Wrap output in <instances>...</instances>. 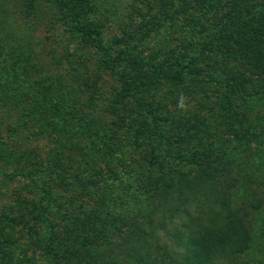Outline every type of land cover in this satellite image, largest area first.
<instances>
[{"label":"trees","instance_id":"1","mask_svg":"<svg viewBox=\"0 0 264 264\" xmlns=\"http://www.w3.org/2000/svg\"><path fill=\"white\" fill-rule=\"evenodd\" d=\"M17 2L35 19L41 6L59 14L48 30L66 22L86 55L58 40L62 53L43 62L31 43L14 47L0 35V50L21 56V77L34 83L14 93L0 74V106L27 105L23 124L48 144L15 152L0 142V163L25 182L0 208V264H205L208 253L228 264L252 246L250 208L260 251L264 0H132L110 51L96 0ZM72 56L76 90L96 94L102 72L117 77L111 101L96 108L107 122L63 101L69 83L41 75ZM19 126L8 129L15 143ZM224 186L250 194L249 205L229 208ZM218 200L231 214L216 211Z\"/></svg>","mask_w":264,"mask_h":264},{"label":"rangeland","instance_id":"2","mask_svg":"<svg viewBox=\"0 0 264 264\" xmlns=\"http://www.w3.org/2000/svg\"><path fill=\"white\" fill-rule=\"evenodd\" d=\"M99 2V5L102 10L105 11L104 16L98 15L96 17L97 21L99 23H103L105 27V33L103 34L102 43L104 47H106L109 50L110 47H114V40L116 37L120 36V28L118 27L119 24L124 23L127 21V14L129 11V5L131 4L132 0H96ZM39 12V19H35L33 17V14L25 15V9L20 5V3L17 2V0H0V26L2 29H0V35H4V37L7 39L4 43L7 45H11L16 47L17 45H23L27 46L29 43L34 46V55L38 58L43 59L45 57L50 56V53H54L55 55H60L62 53L61 44L58 45V40H63L62 44L68 46L69 52L72 53L73 49H75L74 54H82L86 55L85 52H81L80 50L76 49L75 46V38L73 37L70 26L67 24H64L66 22H61L56 28L53 30H48L50 28L49 24L52 23L54 20L59 19L60 15L57 14L55 11H47L42 6L38 9ZM2 19V20H1ZM61 19H59L60 21ZM41 21V22H40ZM106 21V22H105ZM5 27V28H4ZM63 28V29H62ZM5 29V30H4ZM61 30H64L63 32ZM51 32V33H50ZM62 32V33H61ZM6 33L7 35H5ZM61 33V34H60ZM3 43V42H2ZM44 45V47H42ZM24 47V48H25ZM7 47H3L0 50V74H3L5 77H9L8 82L6 84H3L4 88L6 89H14V93L17 89L20 90H28L29 88L34 86V83L31 82V85L25 84L27 80L23 79L21 77L20 69L18 67V61L21 58L18 54H14V52H10V50H7ZM14 50V49H13ZM73 54V56H74ZM94 56L91 57L89 68H88V75L89 83L91 84L92 81V73L95 72V69H97V59L98 56L93 54ZM72 56V58H73ZM43 58V59H42ZM68 58V57H67ZM71 58V57H70ZM47 59V58H46ZM44 59V60H46ZM70 63H67L66 61H63V64L61 65V68H57L54 66L46 65L44 64V71L41 73V75L45 78L49 76L50 79H53L57 81L58 83L67 82L69 83L68 86L65 84L62 85L61 93L62 97L64 98V102L68 104L69 106H75L79 107L81 109V112L87 114V112L95 111L96 108H100L103 106V104L109 103L111 101V97L114 96L116 93V86L117 85V77L114 75L109 74L108 72H102V80L103 85L97 84V86L100 89L99 93L91 94L88 90L82 88V91L76 90V86L71 82H69V73L71 71V67L74 65V58L72 59ZM44 62V61H43ZM70 65V66H69ZM21 70V69H20ZM11 75L14 76L12 79ZM87 78V76H84ZM32 78L37 79L38 76L34 75ZM43 78V79H44ZM34 79V80H35ZM33 81V80H31ZM80 83V81H79ZM1 85V84H0ZM58 96L57 93H52V96ZM7 105L12 104L8 100L4 101ZM29 105V104H28ZM11 109L6 110L7 108H4L0 106V142L5 143L6 147L9 149H12L15 152H21L27 148L34 147L36 145L39 146V148H44L45 146H48L47 140H38L33 134V137H30L32 129H26V125L23 124V122L26 120L29 121V118L23 114V111L26 107H14L16 105H11ZM30 106V105H29ZM98 112V113H97ZM96 116L92 117L94 119L98 118V122H107L109 119V116L104 115L103 113L99 112V110L96 109ZM20 125V126H19ZM19 126L21 127L19 130L21 131L19 133V136L16 138V143L12 141L10 137H13L14 134L8 130L10 127ZM28 128V127H27ZM36 133V129L33 130ZM36 139V140H35ZM234 144V143H232ZM1 169L2 172H1ZM14 168L12 167H3L0 163V172L3 174H0V208L2 205L10 202V194L13 189L16 187H20L21 184H24L25 182L19 183L17 178L14 176H10L13 174ZM8 175V177L6 176ZM223 193L225 194V197L228 199V207L232 209V206L240 207L241 204L246 202L245 205H249L251 201V197L249 194V197L242 193L241 189L237 190L233 186L225 187L224 186ZM221 206V200L217 201V204L215 205V209L217 212L223 211V214L230 213L228 207L222 206V210L220 209ZM228 210V212H227ZM249 215L252 216L248 219V216L243 218L244 226L246 229L251 228V234H252V246L250 249H247V251L244 254L236 255L235 257H231V261H229L228 264H248L250 262H258L259 264H264V247L260 248V251L256 250V244L258 239V232L256 229H258L256 220L257 215L255 212H252L250 208ZM186 219L182 217V222ZM212 228V226H211ZM213 229V228H212ZM211 229V230H212ZM216 230L218 228L216 227ZM211 232V231H210ZM254 232V233H253ZM259 242V241H258ZM209 249V248H208ZM206 252V251H205ZM208 253V250L206 254ZM209 256V257H208ZM208 256H204L205 258V264H224L221 257L215 258L214 260H210L212 257L211 253H208ZM179 260V259H178Z\"/></svg>","mask_w":264,"mask_h":264},{"label":"clouds","instance_id":"3","mask_svg":"<svg viewBox=\"0 0 264 264\" xmlns=\"http://www.w3.org/2000/svg\"><path fill=\"white\" fill-rule=\"evenodd\" d=\"M184 105H183V102H181V104H180V107H183Z\"/></svg>","mask_w":264,"mask_h":264}]
</instances>
